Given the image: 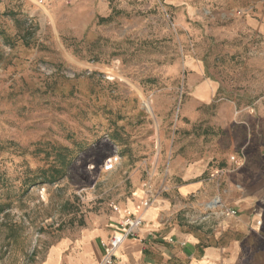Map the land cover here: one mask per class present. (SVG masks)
Returning a JSON list of instances; mask_svg holds the SVG:
<instances>
[{"label": "rangeland", "instance_id": "obj_1", "mask_svg": "<svg viewBox=\"0 0 264 264\" xmlns=\"http://www.w3.org/2000/svg\"><path fill=\"white\" fill-rule=\"evenodd\" d=\"M193 6L0 0V264H39L62 234L146 182L162 186L176 155L237 157L247 116L233 95L248 83L230 60L248 37L216 32L244 10ZM222 70V90L194 99Z\"/></svg>", "mask_w": 264, "mask_h": 264}, {"label": "crops", "instance_id": "obj_2", "mask_svg": "<svg viewBox=\"0 0 264 264\" xmlns=\"http://www.w3.org/2000/svg\"><path fill=\"white\" fill-rule=\"evenodd\" d=\"M163 1L185 4L190 11L195 4L211 10L228 6L244 10L232 25L216 33L248 37L232 46L237 57L230 60L239 67L235 72L239 80L248 83L233 95L238 104L235 113L247 118L237 122L239 134L231 142L240 148L237 157L231 156L245 160L240 166L227 161L233 153L228 149L217 158H172L163 185L151 186L155 195L144 212L138 238L126 239L112 264H264V206L259 204L264 202L260 165L264 119H254L261 113L256 103L264 100V0ZM222 80L223 70L220 78L216 73L214 85L206 81L193 98L206 100L207 85L217 93L223 88ZM146 185L127 193L111 209L91 216L85 225L62 234L48 246L39 264H100L101 243L116 232L124 213L143 201ZM229 210L236 214H228Z\"/></svg>", "mask_w": 264, "mask_h": 264}, {"label": "built area", "instance_id": "obj_3", "mask_svg": "<svg viewBox=\"0 0 264 264\" xmlns=\"http://www.w3.org/2000/svg\"><path fill=\"white\" fill-rule=\"evenodd\" d=\"M230 160L236 165H238L239 163V159L235 158L234 156H231ZM117 161V156L108 158L103 164V170H113ZM154 195L155 194L151 192V186L148 184L146 195L143 201L135 206V208H133L132 210H127L124 213L122 219L118 222L116 232L113 233L107 241L101 243L102 257L100 260V264H112L115 259L116 251L123 244V242L129 238H138V232L143 222L144 212L150 206ZM228 214L235 215L236 212L234 210H229Z\"/></svg>", "mask_w": 264, "mask_h": 264}]
</instances>
